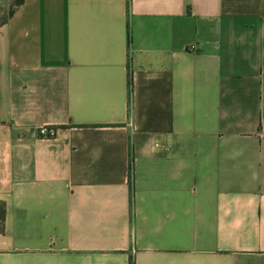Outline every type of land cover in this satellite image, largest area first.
I'll return each instance as SVG.
<instances>
[{"label":"crops","instance_id":"1","mask_svg":"<svg viewBox=\"0 0 264 264\" xmlns=\"http://www.w3.org/2000/svg\"><path fill=\"white\" fill-rule=\"evenodd\" d=\"M0 203V264H264V0H21Z\"/></svg>","mask_w":264,"mask_h":264},{"label":"rangeland","instance_id":"2","mask_svg":"<svg viewBox=\"0 0 264 264\" xmlns=\"http://www.w3.org/2000/svg\"><path fill=\"white\" fill-rule=\"evenodd\" d=\"M13 0H0V22L6 17Z\"/></svg>","mask_w":264,"mask_h":264},{"label":"built area","instance_id":"3","mask_svg":"<svg viewBox=\"0 0 264 264\" xmlns=\"http://www.w3.org/2000/svg\"><path fill=\"white\" fill-rule=\"evenodd\" d=\"M54 133L53 128L47 127L45 125H40L36 128L35 134L36 136L42 137H50Z\"/></svg>","mask_w":264,"mask_h":264},{"label":"trees","instance_id":"4","mask_svg":"<svg viewBox=\"0 0 264 264\" xmlns=\"http://www.w3.org/2000/svg\"><path fill=\"white\" fill-rule=\"evenodd\" d=\"M20 1H21V0H13V3H12V5H11V7L9 8L7 15H9V14L12 12L13 7L16 6ZM7 15H6V16H7ZM4 19H5V18H4ZM4 19H3V20H4ZM3 20H2V21H3ZM2 21H1V22H2ZM2 216H3V207H2V204L0 203V223H1ZM127 264H131V262H128Z\"/></svg>","mask_w":264,"mask_h":264}]
</instances>
